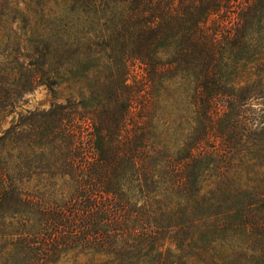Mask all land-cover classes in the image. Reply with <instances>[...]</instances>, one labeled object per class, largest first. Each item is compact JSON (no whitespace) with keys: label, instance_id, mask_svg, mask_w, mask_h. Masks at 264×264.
I'll return each mask as SVG.
<instances>
[{"label":"trees","instance_id":"obj_1","mask_svg":"<svg viewBox=\"0 0 264 264\" xmlns=\"http://www.w3.org/2000/svg\"><path fill=\"white\" fill-rule=\"evenodd\" d=\"M0 264H264V0H0Z\"/></svg>","mask_w":264,"mask_h":264},{"label":"rangeland","instance_id":"obj_2","mask_svg":"<svg viewBox=\"0 0 264 264\" xmlns=\"http://www.w3.org/2000/svg\"><path fill=\"white\" fill-rule=\"evenodd\" d=\"M62 94H64V91L57 89L56 94L53 95L45 86L39 85L24 95L19 109L47 108L51 103L61 100ZM13 116V113L8 115L3 120V125H7Z\"/></svg>","mask_w":264,"mask_h":264}]
</instances>
